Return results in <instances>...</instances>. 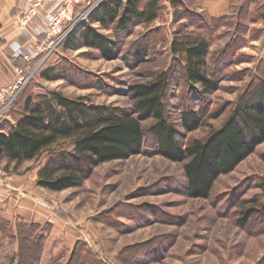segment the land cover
<instances>
[{"label":"rangeland","instance_id":"1","mask_svg":"<svg viewBox=\"0 0 264 264\" xmlns=\"http://www.w3.org/2000/svg\"><path fill=\"white\" fill-rule=\"evenodd\" d=\"M201 1L160 0L155 22L136 23L127 32L113 27L103 30L92 23L116 42L111 60L101 59L91 49L68 50L62 42L41 63L17 62L30 76L21 91L33 98L50 92L71 99L85 97L92 105L130 112L133 105L127 87L167 72L163 102L168 121L178 130L182 144L205 140L262 75L264 0H209V7L219 13L213 17L212 10L197 4ZM80 13L76 10L75 17ZM198 35L210 40L207 70L219 86L205 95L182 78L184 60L171 53L176 37ZM47 70L52 75L42 78ZM18 96L0 124H14V107L18 112L22 109ZM185 111L200 116L203 124L196 131L182 130L180 115ZM149 124L142 122V127ZM67 148L64 144L53 149ZM154 149L155 139L146 134L139 155L101 164L77 188L50 192L35 181L32 188L40 190L37 203L45 210L54 209L64 224L56 235L62 249L44 252L45 239L39 260L27 259L26 264H264V163L260 159L264 143L233 172L219 177L206 200L187 198L184 163L169 162L155 155ZM48 157L44 152L20 164L0 160V170L6 174L1 185L7 186L12 176L30 177L31 172L37 180ZM250 207H256L258 215L246 227L238 226L242 208ZM17 252L18 248L6 247L0 240V264L14 262Z\"/></svg>","mask_w":264,"mask_h":264},{"label":"trees","instance_id":"2","mask_svg":"<svg viewBox=\"0 0 264 264\" xmlns=\"http://www.w3.org/2000/svg\"><path fill=\"white\" fill-rule=\"evenodd\" d=\"M160 4V0H104L88 16L90 23H82L77 32L68 34L63 46L68 50H95L101 59L111 60L116 42L100 34L92 23L103 30L113 27L127 32L136 23L155 22ZM184 37V40L176 37L171 45V53L184 60L182 78L198 86L203 95L215 92L218 81L207 70L210 40L199 35L194 39ZM262 71L219 129L205 140H192L187 145L181 143L178 130L166 115L163 99L169 84L167 72L147 83L127 87L133 105L130 112L92 105L85 97L71 99L50 92L33 98L21 91L18 103L22 102V109L19 113L14 107L13 118L17 115L14 124H0V160L20 164L49 153L38 172L36 186L61 192L80 187L101 164L139 155L148 134L155 139V155L172 163H184L186 197L206 200L219 177L233 172L264 143V65ZM50 72L45 71L42 78H50ZM146 121L150 124L144 129L142 122ZM180 124L185 133H191L203 122L195 111H185L180 115ZM64 144H68L67 149H53ZM260 159L264 163V154ZM258 212L256 207L242 208L238 226L246 227ZM0 231L2 240L17 243V264H26L31 258L39 260L40 246L48 232L46 227L18 223L14 233L9 222L0 221Z\"/></svg>","mask_w":264,"mask_h":264},{"label":"crops","instance_id":"3","mask_svg":"<svg viewBox=\"0 0 264 264\" xmlns=\"http://www.w3.org/2000/svg\"><path fill=\"white\" fill-rule=\"evenodd\" d=\"M207 1L209 0H202L197 4L212 10L210 16H219L216 10L209 7ZM28 7V0H0V87L9 84L15 78L14 67L18 65V61L11 57L10 46L34 42L25 32L18 29L22 13ZM35 21L30 23L29 27L33 28ZM11 178L9 183H6L7 186L0 184V221L9 222L14 233L18 223L50 228V231L48 230L45 235L44 252L48 250L56 252L62 249V242L57 239L56 235L57 230L64 224L56 218L54 209L45 210L37 203L40 190L36 187L32 188L36 181V173L31 172L30 177L22 175L19 178H14V176ZM0 240L6 247L10 245L17 249L16 244L2 240L1 231ZM55 242H58L59 246ZM17 258H13L14 262L10 264H17Z\"/></svg>","mask_w":264,"mask_h":264},{"label":"built area","instance_id":"4","mask_svg":"<svg viewBox=\"0 0 264 264\" xmlns=\"http://www.w3.org/2000/svg\"><path fill=\"white\" fill-rule=\"evenodd\" d=\"M102 0H28V9L23 11L18 29L25 32L34 42L10 46L11 57L26 65L46 60L72 30L87 22L88 16ZM77 9L81 13L75 17ZM40 11V12H39ZM74 17L76 19H74ZM35 19H37L35 21ZM35 21L33 28L30 23ZM15 78L9 84L0 87V119L9 111L20 91L30 80L25 69L14 67ZM6 174L0 170L1 178Z\"/></svg>","mask_w":264,"mask_h":264}]
</instances>
